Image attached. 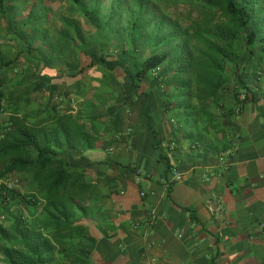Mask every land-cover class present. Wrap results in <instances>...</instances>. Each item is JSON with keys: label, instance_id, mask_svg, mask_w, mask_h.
I'll return each instance as SVG.
<instances>
[{"label": "crops", "instance_id": "1", "mask_svg": "<svg viewBox=\"0 0 264 264\" xmlns=\"http://www.w3.org/2000/svg\"><path fill=\"white\" fill-rule=\"evenodd\" d=\"M90 71L55 83L57 117L71 114L95 138L74 153L90 162L79 167L89 188L76 217L87 238L76 231L50 254L42 242L41 264H264V114L249 102L205 130L176 88L143 85L154 94L147 110L117 99L118 69L117 85ZM174 171L182 182L170 184Z\"/></svg>", "mask_w": 264, "mask_h": 264}, {"label": "trees", "instance_id": "2", "mask_svg": "<svg viewBox=\"0 0 264 264\" xmlns=\"http://www.w3.org/2000/svg\"><path fill=\"white\" fill-rule=\"evenodd\" d=\"M8 11L11 4L0 0L5 21ZM189 19L188 24L173 22L174 31L169 34L161 30L149 33L144 40L149 24L141 25L138 37L148 47L145 53L122 49L119 54H107L104 45L88 49L81 43L74 49L72 46L74 57L75 50L79 57L65 72L39 58L29 75V94L7 87V71L17 68L16 60L0 57V213L12 209L17 199L30 211L29 216H16L8 228L0 224V264H41L46 257L40 249L42 242L49 245L50 254L55 245L62 248L71 243L76 231L83 241L87 238L85 224L76 217L86 211L82 201L89 188L79 167L90 162L74 153L79 147H92L95 138L89 137L71 114L57 117L55 83L82 77L90 69L97 80L108 78L117 85L120 82L115 73L121 69L123 81L122 87L117 86V99L121 95L125 104L138 107L154 101L153 92L145 91L143 85L174 87L183 96V111L205 119V130H216L221 115L226 119L242 114L249 102L264 114V0H205L197 17ZM134 20L132 31L139 26L138 21L144 22L138 14ZM66 26L70 28L62 32L66 44L61 43L57 58L70 48L69 20ZM85 59H89L88 64H84ZM98 68L105 73L97 72ZM45 91L49 101L43 116H47L33 119L27 110L31 94ZM146 108L150 110L148 105ZM146 117L149 130L154 131L151 115ZM47 122L50 129L43 127ZM23 174L30 176L40 197L20 194L15 183L7 186L10 178L14 182ZM71 255L65 252V257Z\"/></svg>", "mask_w": 264, "mask_h": 264}, {"label": "rangeland", "instance_id": "3", "mask_svg": "<svg viewBox=\"0 0 264 264\" xmlns=\"http://www.w3.org/2000/svg\"><path fill=\"white\" fill-rule=\"evenodd\" d=\"M204 1L80 0L77 3L75 0H6L7 6L11 4V11L7 12V21L0 14V57L4 61L16 60L17 66L7 71V87L18 88L20 92L23 90L29 94L26 86L29 85L30 73L35 71L37 59L48 61V66L57 70L71 69L69 66L75 61L72 50L81 43L88 49L102 48L104 45L107 54H119L122 49H136L139 53H145L148 47L139 42L138 37L141 25L149 24L143 33V40L149 33L157 34L161 30L169 34L174 31L173 22L188 24L189 16L197 17ZM136 2L137 8L131 10ZM137 14L142 16L144 22L138 21L139 26L132 31L130 23ZM67 20L71 25L72 42L69 43L70 48L62 50V55L57 58L61 43L65 45L67 39L62 32L70 29L66 26ZM88 63L89 59H85L84 64ZM138 64L141 66L142 61ZM117 72L123 76L121 69ZM104 79V82H110L108 78ZM60 97L56 96L55 104H59ZM48 98L46 91L31 94L27 110L33 119L44 114L42 108ZM14 182L20 194L40 197L28 174L18 176ZM19 214L29 216L30 211L24 202L17 199L12 209L0 213V224L8 228Z\"/></svg>", "mask_w": 264, "mask_h": 264}, {"label": "built area", "instance_id": "4", "mask_svg": "<svg viewBox=\"0 0 264 264\" xmlns=\"http://www.w3.org/2000/svg\"><path fill=\"white\" fill-rule=\"evenodd\" d=\"M182 180H183L182 174L180 172H178V171H174L173 174H172V178H171V183L170 184L179 183V182H182ZM13 183H15V182H11V181L10 182H6V184H7V186L9 188H11L13 186ZM144 195L145 194L142 193V196H144ZM218 210H220V207L218 208Z\"/></svg>", "mask_w": 264, "mask_h": 264}]
</instances>
